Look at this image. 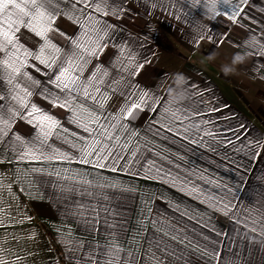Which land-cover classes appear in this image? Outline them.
Instances as JSON below:
<instances>
[{
	"label": "crops",
	"instance_id": "obj_1",
	"mask_svg": "<svg viewBox=\"0 0 264 264\" xmlns=\"http://www.w3.org/2000/svg\"><path fill=\"white\" fill-rule=\"evenodd\" d=\"M233 3L245 6V0ZM126 7L133 11L123 19L107 18L115 25L114 35L93 64L107 65L119 79L123 49L133 58L132 67L142 65L124 75L132 85L128 91L149 93L151 108L144 105L125 123L135 134L132 142L155 167L147 172V163L144 168L132 164L129 172L118 164L113 172L76 162L0 165L5 183L15 168L27 171L31 181L13 183L11 192L5 191L0 213V241H8L22 259L0 255L9 264H70L60 233L83 237L87 226L79 217L69 223L65 210L74 205L60 187L64 177L80 171L94 183L117 185L96 189L98 198L109 197L100 200L108 213L100 212L96 227L103 243V221L116 223L124 248L137 254V264H264V0H248L246 14L236 23L229 18L232 9L222 4L218 15L193 0H126ZM55 27L59 32L49 36L63 48L69 41L60 32L71 36L76 26L61 17ZM20 35L29 48L41 43L26 30ZM204 41L206 49L200 51ZM30 65L26 70L40 84L29 103L79 132L68 122L69 113L51 102L57 96L49 83L52 70L35 60ZM181 74L185 97L173 103L168 90ZM124 103L123 91L109 93L105 113L118 114ZM17 129L33 131L26 121H19ZM51 143L66 149L59 140ZM76 199L99 207L95 198L77 194Z\"/></svg>",
	"mask_w": 264,
	"mask_h": 264
},
{
	"label": "snow or ice",
	"instance_id": "obj_2",
	"mask_svg": "<svg viewBox=\"0 0 264 264\" xmlns=\"http://www.w3.org/2000/svg\"><path fill=\"white\" fill-rule=\"evenodd\" d=\"M193 2L208 8L211 0ZM247 2L245 0V6L242 7L233 3V0L228 3L215 0L216 8L212 14H219L218 5H226L232 9L229 18L236 23L237 18L246 14ZM131 11L126 7V0H0V165L76 162L85 167L115 172L118 170L117 165L121 164L131 172L130 165L139 164L140 168H144L147 163V172H152L155 161L143 157L144 149L132 142L131 136L135 134L129 132L125 123L135 118L144 105L151 108L148 104L149 93L128 91L132 85L124 75L135 74L142 65L132 67L133 58L130 54L123 55V49L120 50L123 58L119 60V79L109 71L107 65L99 62L93 64L106 51L114 35L115 25L107 18L120 20ZM61 17L76 26L71 36L60 32L69 41L63 48L49 36L50 32H59L55 23ZM22 30L38 38L41 42L39 46H26L21 39ZM32 60L52 70L49 83L57 96L51 102L53 106L69 113L68 122L80 129L79 132L70 131L52 115L29 103L33 89L40 84L26 70ZM89 65L92 67L89 68ZM121 91L125 103L119 113L106 114L105 102L109 93ZM173 117L180 122V117L175 113ZM19 121H26L33 131L21 133L17 129ZM161 127L172 130L171 125L161 124ZM53 140H59L71 151L56 147L51 143ZM157 156L166 159L159 153ZM37 171L39 169H31V172ZM156 171L159 173L162 169ZM3 172L4 169L0 168V213L4 211V193L11 192L13 183H31L25 170L13 169L12 179L7 183ZM86 175L80 171L71 172L64 177L66 183L60 187L61 195L74 205L65 210L70 217L69 223L72 218L79 217L87 226L83 237L75 236L71 231L60 233V243L64 246L70 264H137V254L124 248L123 237L116 231V223H109L108 219L103 221V243L100 229L96 227L100 212L108 213V209L100 205V200L109 199L107 194L98 198L96 189L115 188L117 185H109L107 181L97 184L85 179ZM173 179L175 181L178 178ZM193 191H196L194 187ZM77 194L81 198L88 196L97 199L99 207L92 205L91 201L88 204H84L82 199L77 201ZM8 202L11 203V200ZM0 226H3V219H0ZM12 242H15V237ZM0 253L16 255L18 261L22 259L11 252L6 240L0 241ZM0 264H9V261L0 255Z\"/></svg>",
	"mask_w": 264,
	"mask_h": 264
},
{
	"label": "clouds",
	"instance_id": "obj_3",
	"mask_svg": "<svg viewBox=\"0 0 264 264\" xmlns=\"http://www.w3.org/2000/svg\"><path fill=\"white\" fill-rule=\"evenodd\" d=\"M229 0H224V3H228ZM216 8V3L215 0H211L207 11L209 13H212L214 9ZM185 78L181 75H178L177 78L174 80L175 87L169 88V93H170V99L172 100L173 103H177L184 99L185 94L183 91V85L185 83Z\"/></svg>",
	"mask_w": 264,
	"mask_h": 264
},
{
	"label": "trees",
	"instance_id": "obj_4",
	"mask_svg": "<svg viewBox=\"0 0 264 264\" xmlns=\"http://www.w3.org/2000/svg\"><path fill=\"white\" fill-rule=\"evenodd\" d=\"M46 234H47L48 241L52 245L54 252L57 254L59 261H62V255H61V252L59 250L58 245L56 244V242L54 241V239L52 238V236L48 232H46Z\"/></svg>",
	"mask_w": 264,
	"mask_h": 264
},
{
	"label": "built area",
	"instance_id": "obj_5",
	"mask_svg": "<svg viewBox=\"0 0 264 264\" xmlns=\"http://www.w3.org/2000/svg\"><path fill=\"white\" fill-rule=\"evenodd\" d=\"M206 46L207 45L205 44V42H200L198 48L201 49V50H205Z\"/></svg>",
	"mask_w": 264,
	"mask_h": 264
},
{
	"label": "rangeland",
	"instance_id": "obj_6",
	"mask_svg": "<svg viewBox=\"0 0 264 264\" xmlns=\"http://www.w3.org/2000/svg\"><path fill=\"white\" fill-rule=\"evenodd\" d=\"M205 42V41H204ZM205 44H206V42H205ZM207 45V44H206ZM200 51H201V49H199Z\"/></svg>",
	"mask_w": 264,
	"mask_h": 264
}]
</instances>
